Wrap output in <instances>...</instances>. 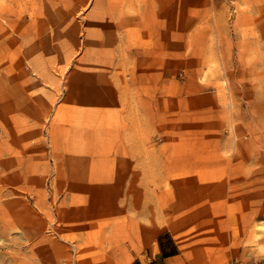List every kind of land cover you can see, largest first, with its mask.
I'll return each instance as SVG.
<instances>
[{
  "label": "rangeland",
  "instance_id": "rangeland-1",
  "mask_svg": "<svg viewBox=\"0 0 264 264\" xmlns=\"http://www.w3.org/2000/svg\"><path fill=\"white\" fill-rule=\"evenodd\" d=\"M162 232L264 264V0H0V264H150Z\"/></svg>",
  "mask_w": 264,
  "mask_h": 264
},
{
  "label": "crops",
  "instance_id": "crops-1",
  "mask_svg": "<svg viewBox=\"0 0 264 264\" xmlns=\"http://www.w3.org/2000/svg\"><path fill=\"white\" fill-rule=\"evenodd\" d=\"M88 80V79H87ZM71 85L75 88L86 90L87 92L96 91L99 94L114 93L117 85L114 84L110 74L101 72L96 75L94 80L75 82L72 79ZM150 264H187V257L183 253L180 244L173 236H166L165 232L160 233L152 244L150 255L147 256Z\"/></svg>",
  "mask_w": 264,
  "mask_h": 264
}]
</instances>
